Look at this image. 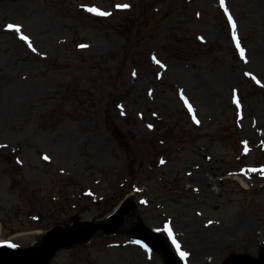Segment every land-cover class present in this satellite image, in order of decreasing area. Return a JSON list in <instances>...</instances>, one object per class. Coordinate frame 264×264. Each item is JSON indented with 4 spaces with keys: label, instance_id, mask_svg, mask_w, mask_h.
Here are the masks:
<instances>
[{
    "label": "rangeland",
    "instance_id": "374dc122",
    "mask_svg": "<svg viewBox=\"0 0 264 264\" xmlns=\"http://www.w3.org/2000/svg\"><path fill=\"white\" fill-rule=\"evenodd\" d=\"M224 3L243 60L220 0H0V243L104 221L130 196L119 231L49 264H164L133 242L136 218L181 259L167 226L182 264L260 254L264 0Z\"/></svg>",
    "mask_w": 264,
    "mask_h": 264
},
{
    "label": "water",
    "instance_id": "95a60500",
    "mask_svg": "<svg viewBox=\"0 0 264 264\" xmlns=\"http://www.w3.org/2000/svg\"><path fill=\"white\" fill-rule=\"evenodd\" d=\"M132 208V202L126 201L118 210L109 218L107 223L95 224L93 222L74 221L70 227L56 226L52 228L40 247H29L20 250L13 247L0 248V264H47L49 258L54 252L61 247H69L79 241L87 239L97 229L105 231L114 230L123 220V215L127 214ZM135 235L142 238L153 249L164 251V243L155 236L147 233L141 227L134 230ZM167 264H177L171 256L166 258ZM226 264H264L263 255L254 259L246 256H231Z\"/></svg>",
    "mask_w": 264,
    "mask_h": 264
},
{
    "label": "snow or ice",
    "instance_id": "6c2138e0",
    "mask_svg": "<svg viewBox=\"0 0 264 264\" xmlns=\"http://www.w3.org/2000/svg\"><path fill=\"white\" fill-rule=\"evenodd\" d=\"M220 6H221V8L224 9V14L228 17V23L230 24V26L232 28V38H233V41L236 43V49L239 52L241 59L243 60L245 58V50L240 46V43H239V41L237 39L236 25H235V23L233 21L232 16L228 13V9L225 6L224 0H220ZM115 7H117V8H128L129 5H127V4H117ZM85 10L88 11V12L94 13V14H96L98 16H108L109 15L108 12L101 11L98 8H95V7H88ZM5 27H6V30H10V31H13L16 34H19V39L22 40V41H24L27 44V46L32 51H36V49L32 47V44H31L28 36L22 34V32H21V26L19 24H16V23H8ZM80 47H86V45H80ZM152 59L161 68L164 67V65L161 64L160 61L155 58V56H153ZM245 75L251 76V74L250 73H247V72L245 73ZM251 78L253 80L256 79L255 76H252ZM256 82L259 83V81H256ZM234 95H235V93H234ZM180 99L183 100L184 103H185V105L188 107L189 113H192L193 109H192L191 105L188 103V101L185 99V97L183 96L182 93H181ZM237 108H239V103L238 102H237ZM193 120L195 121V116H193ZM148 127L151 128L152 126L151 125H148ZM43 159L48 160L49 158L47 156H44ZM163 162L164 161L161 160V163H163ZM253 171H256V170L253 169ZM261 171H262V174H264V170H261ZM210 223H211V221H210ZM165 231L168 232L169 238L172 239V243L176 247L177 253L180 256V258L181 259H184L185 257H187L188 256V253L180 250V245L173 238L172 232H171L170 229L167 228V226L165 228ZM136 243L139 244L140 242L139 241H136ZM141 247H144V245L141 244Z\"/></svg>",
    "mask_w": 264,
    "mask_h": 264
}]
</instances>
